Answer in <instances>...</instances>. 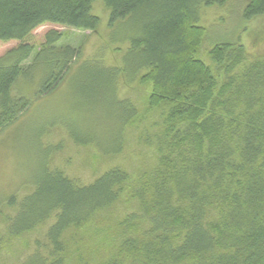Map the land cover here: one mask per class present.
<instances>
[{
  "label": "trees",
  "instance_id": "obj_1",
  "mask_svg": "<svg viewBox=\"0 0 264 264\" xmlns=\"http://www.w3.org/2000/svg\"><path fill=\"white\" fill-rule=\"evenodd\" d=\"M97 1L0 0V42H21L0 59V134L33 104L24 85L35 84L36 96L45 97L80 60L77 48L58 46L57 32L40 48L29 37L45 24L98 32ZM102 1L111 27L131 25L129 58L142 71L139 81L151 86L150 106H166L160 137L142 136L150 148L165 140V150L141 181L118 166L90 184L52 168L45 155L29 194L0 197V264L16 240L43 226L45 236L19 264H88L74 252L71 231L95 230L98 214L126 201L127 192L134 210L120 225L131 234L105 264H264V59L245 62L239 44L214 48V68L198 54L206 37L201 6L229 0ZM249 1L244 18H263L264 0ZM103 69L93 75L106 86L103 95L130 113L129 125L136 110L116 95L123 71ZM123 144L101 149L102 157H117Z\"/></svg>",
  "mask_w": 264,
  "mask_h": 264
},
{
  "label": "rangeland",
  "instance_id": "obj_2",
  "mask_svg": "<svg viewBox=\"0 0 264 264\" xmlns=\"http://www.w3.org/2000/svg\"><path fill=\"white\" fill-rule=\"evenodd\" d=\"M249 3V0H229L222 7L201 6L200 24L206 29V37L198 54L204 63L214 68L211 53L223 44L242 45L248 57L245 62L264 59V17L247 21L244 13ZM94 14L101 20L98 32L45 24L27 40L40 48L49 33L57 32L62 36L58 46L77 48L80 60L61 85L45 97L36 96L35 84L23 88L20 85L23 94L34 99L28 111L0 134V197L29 194L30 187L42 172L40 164L45 155L52 168L60 167L70 177L90 184L118 166L135 173L141 181L155 166L160 152L165 150V140L157 146L153 140L151 148L146 144L147 135H158L162 130L167 109L166 106H150L151 86L139 81L142 71L136 72L129 58L127 37L131 25L120 23L111 27L109 11L102 0L95 2ZM20 44L16 41L0 42V59ZM30 63L28 60L24 64ZM104 67L118 68L123 71L125 80L131 82L127 84L122 78L116 87L117 97L129 102L136 110L129 125L130 113L124 110L118 99L110 101L103 95L107 88L93 75L94 72H104ZM220 81L226 82L227 77L222 75ZM106 112L109 115H105ZM116 129L113 134L111 130ZM124 140L117 157H102V150H114ZM128 193L126 201L124 199L98 214L102 224L96 222L92 226L95 230L71 231L77 237V241L71 238L77 243L74 252L84 257L88 264H105L111 253H116L121 240L131 234L120 225L123 216L134 210L135 204L128 200ZM2 228L4 232L7 228L5 222ZM45 230L43 226L16 240L5 252L6 264L22 262L33 251V242L45 236ZM5 240L7 244L10 242L7 236Z\"/></svg>",
  "mask_w": 264,
  "mask_h": 264
}]
</instances>
